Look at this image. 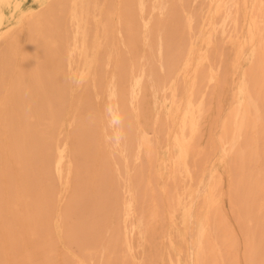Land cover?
<instances>
[{
    "label": "rangeland",
    "instance_id": "374dc122",
    "mask_svg": "<svg viewBox=\"0 0 264 264\" xmlns=\"http://www.w3.org/2000/svg\"><path fill=\"white\" fill-rule=\"evenodd\" d=\"M144 1L148 6L141 9L139 0H100L101 14L88 24L94 64L87 80L81 56L72 67L62 52L58 81L68 92L57 125L33 133L22 150L23 132L0 121V264H264V0ZM258 7L263 22L249 42L248 25ZM65 19L63 48L75 42L76 30L70 16ZM24 32L28 38L29 29ZM14 68L1 84L2 96L20 74ZM124 144L131 149L126 154ZM202 221L207 234L201 248ZM93 228L105 234L98 230L97 236Z\"/></svg>",
    "mask_w": 264,
    "mask_h": 264
},
{
    "label": "bare ground",
    "instance_id": "6f19581e",
    "mask_svg": "<svg viewBox=\"0 0 264 264\" xmlns=\"http://www.w3.org/2000/svg\"><path fill=\"white\" fill-rule=\"evenodd\" d=\"M34 1V5H28L30 0H0V89L3 88V85L1 86V84L3 83L4 79L6 78V76L8 75V72L9 70L13 69L15 66L19 67L20 68V74L17 78V80L15 79V81H13L12 85H11V88L10 90H8L7 93H5L3 96L1 95V92H0V121L3 125H6L8 128L12 129V130H15L17 132V130H20L23 132L22 135H24L25 137L24 138V141L22 144H18L20 149L24 150L25 148H27L29 142H30V138H32V134L35 133V134H41L42 132H47V129L49 128H53L55 125H57V122H58V117L60 116V109L61 107L63 106L62 104V97L65 93L68 92V90H64L63 88V83L62 82H59L58 79L60 80V76L62 75V66H58V64L56 65V62H59V61H62L61 58H62V52L65 50V53H64V57H65V60L66 62L68 63L69 66H72L73 64H75L78 60L76 58V55H79L81 56L80 59H82V62H83V70L81 72V74L83 76H86L84 79L87 80V75L89 74L90 70H91V67L93 66L94 64V57L93 55L90 54V52L92 53L91 51V48H90V44H89V36H90V29H91V26H89L88 24H91V21L96 18L98 15L101 14L100 10L99 9V6L101 4L100 0H33ZM105 1V0H104ZM125 1V0H124ZM148 1V0H147ZM158 1V0H157ZM170 1V0H168ZM166 1V2H168ZM186 1V0H185ZM184 1V2H185ZM128 2V0H127ZM137 2V1H136ZM146 1L144 0H139V8L141 6H148L145 4ZM176 2V0H175ZM180 2V1H179ZM178 2V3H179ZM188 2V1H187ZM105 2H103L104 4ZM123 3V2H122ZM130 3L132 4V1H130ZM129 3V5H130ZM153 4L155 2H152ZM151 3V4H152ZM158 3V2H157ZM134 4V3H133ZM159 4V3H158ZM65 5V6H64ZM108 5V4H107ZM121 5V3H120ZM126 5V3H125ZM135 5H137L135 3ZM166 5V4H165ZM123 6V5H122ZM133 6V5H132ZM152 6V5H150ZM173 6V5H172ZM136 7V6H135ZM161 7V5H160ZM168 7V5H167ZM176 7V6H175ZM102 8V7H101ZM137 8V7H136ZM144 8V7H141V9ZM166 8V6H165ZM171 8V7H170ZM223 8V6L220 7L219 11ZM60 9V10H59ZM121 9V8H120ZM151 9V8H150ZM156 9V8H155ZM62 11L61 13L58 14V12L56 11ZM140 10V9H139ZM152 10V9H151ZM163 10V9H162ZM166 9H164L165 11ZM170 9H168L169 11ZM225 10V9H224ZM223 10V11H224ZM128 11V10H127ZM145 11V10H144ZM149 11V10H147ZM154 11V9H153ZM163 11V12H164ZM167 11V10H166ZM222 11V12H223ZM125 12V11H124ZM132 12V11H130ZM133 12H134V9H133ZM161 12V11H160ZM161 12V15L162 13ZM174 12V11H173ZM136 13V12H135ZM133 13V15L135 14ZM148 13V12H147ZM150 13V12H149ZM165 13V12H164ZM170 13V11H169ZM229 13V12H228ZM139 14V13H138ZM141 14V13H140ZM263 13H261V8L258 7L256 13L254 14V16L251 17L250 19V22H249V25H248V41L249 42H253L258 34V30L260 29V25H261V22H263V19H262V15ZM62 15V17H60ZM103 15V14H102ZM113 13L110 12L109 13V16L108 18L106 19V21L104 22V32H105V35L108 37L109 36V31H110V26H111V21L113 19ZM122 15H123V18H122ZM125 14H121V19H125L124 17ZM129 15V14H127ZM133 15H131V18H134L132 17ZM155 15V14H154ZM157 15V14H156ZM167 15V14H166ZM67 16H70V19L75 23L76 25V30H75V35H74V43L72 41V45L66 47V45H64L66 48H63V44L66 42V38H65V34H63L61 31H62V28L64 27L63 25L66 23H64V19L66 18L67 19ZM138 16V15H137ZM143 16V15H142ZM164 16V15H163ZM162 16V18H163ZM169 16V15H168ZM136 17V15H135ZM148 16L146 17H143V19H146ZM166 17V16H165ZM164 17V18H165ZM141 18V17H140ZM65 19V20H66ZM128 19V17H127ZM230 19V18H229ZM100 20V19H99ZM131 20H134V19H131ZM148 19H146V22H147ZM156 20V19H154ZM117 21V24H118V20ZM123 21V20H122ZM127 21V20H126ZM130 21V20H129ZM149 21V20H148ZM151 25H153V20L151 19ZM165 21V20H164ZM70 22V21H69ZM128 22V21H127ZM141 19L139 21V23H141ZM145 22V23H146ZM71 23V22H70ZM125 23V22H124ZM131 23V22H130ZM149 23V22H148ZM98 24V23H97ZM127 24V23H126ZM135 24V23H134ZM158 24V23H155V25ZM121 25V24H120ZM139 25V24H138ZM144 25V24H143ZM149 25V24H148ZM68 26V24H67ZM71 26V24H70ZM132 26V25H131ZM140 26V25H139ZM138 26V27H139ZM66 27V26H65ZM73 27V26H72ZM117 27H119V25H117ZM137 27V26H136ZM160 27V26H159ZM122 28V27H121ZM131 28V27H130ZM133 28V27H132ZM140 28V27H139ZM146 28V27H144ZM154 28V27H152ZM151 28V29H152ZM26 29H29V34H28V38L24 35L25 32L24 30ZM69 29V28H68ZM117 29V28H116ZM128 29V28H127ZM141 29V28H140ZM157 29V28H156ZM122 30V29H121ZM131 30V29H130ZM116 31V30H115ZM119 31V30H118ZM125 33H127L126 30H124ZM129 31V30H128ZM136 31V29H135ZM139 31V30H138ZM144 31V30H143ZM151 31V30H150ZM264 31V30H263ZM137 32V31H136ZM140 32V31H139ZM137 32L139 36H141L140 34H142V29H141V33ZM146 32V31H145ZM159 32V31H158ZM65 33V32H64ZM114 33V32H113ZM123 33V32H122ZM130 34V32H128ZM133 33V32H132ZM152 33V32H151ZM160 33V32H159ZM262 33V32H261ZM92 34V33H91ZM264 34V33H263ZM131 35V34H130ZM73 36V35H72ZM78 36H81V40L79 39L78 41ZM94 36V35H93ZM127 36V35H126ZM135 36H136V33H135ZM262 36V35H261ZM68 37V36H67ZM264 37V36H263ZM94 38V37H93ZM105 38V37H104ZM111 38V37H110ZM129 40L131 41L132 39V36H128ZM131 38V39H130ZM136 38V37H135ZM133 38L132 41H135ZM141 38V39H140ZM140 38H137V39H140L136 42L135 46L138 47V42H140L142 40V37ZM136 39V40H137ZM262 39V37H261ZM128 40V41H129ZM105 41V40H104ZM103 41V42H104ZM108 41V40H107ZM101 42V41H100ZM101 42V43H103ZM121 42V41H120ZM261 42V41H260ZM264 42V41H263ZM116 43V42H115ZM127 43V42H126ZM134 43V42H133ZM120 44V43H118ZM261 44V43H260ZM259 44V45H260ZM109 45V44H108ZM116 45V44H114ZM123 45V44H122ZM129 45V44H128ZM132 45V44H131ZM121 46V45H120ZM117 47V45L115 46ZM128 47V46H127ZM134 47V46H132ZM131 47V48H132ZM140 47V46H139ZM138 47V48H139ZM99 48V47H98ZM264 48V47H263ZM128 49V48H127ZM137 48H135L136 50ZM157 49V48H155ZM101 50V48H100ZM118 50V49H116ZM115 50V51H116ZM122 50V49H121ZM154 50V49H153ZM114 51V52H115ZM124 51V50H123ZM132 51V50H131ZM138 49L134 52H137ZM157 51V50H155ZM263 52V51H262ZM261 52V53H262ZM105 53V51H104ZM117 54H119L118 52H116ZM127 53V52H126ZM152 53V52H151ZM154 53V52H153ZM260 53V54H261ZM122 54V53H121ZM125 54V53H123ZM130 54V53H129ZM157 54V53H156ZM156 54H153L152 56H156ZM105 55V54H104ZM103 55V56H104ZM134 55V54H133ZM136 55V54H135ZM258 55V54H257ZM264 55V54H263ZM19 56L21 57V61L19 63L18 62V58ZM99 56H101L99 54ZM124 56V55H122ZM63 57V58H64ZM106 57V56H105ZM109 57V56H107ZM79 58V57H78ZM115 58V57H114ZM122 58V57H121ZM120 58V59H121ZM156 58V57H155ZM98 59H102L101 57L98 58ZM117 59V58H116ZM123 59H125L123 57ZM122 59V61H124ZM168 59H170V56L169 58L167 57V61ZM84 60V61H83ZM115 60V59H114ZM101 61V60H99ZM98 61V62H99ZM104 61V60H103ZM171 61V60H169ZM80 62V61H79ZM115 62V61H114ZM172 62V61H171ZM101 63V62H100ZM256 63V62H255ZM61 64V63H60ZM82 64V63H81ZM110 64V63H109ZM108 64V65H109ZM120 64H121V60H120ZM126 64V63H125ZM139 64V63H138ZM169 64V63H167ZM171 65H173L172 63L170 64V68H171ZM100 68L101 67V64L99 65ZM104 66V65H103ZM116 66V65H115ZM123 66V65H122ZM129 66V65H127ZM64 67V66H63ZM73 67V66H72ZM78 67H79V64H78ZM119 67V66H118ZM126 67V65H125ZM123 67V68H125ZM174 67V66H173ZM257 67V66H256ZM119 68H122V67H119ZM129 68V67H127ZM252 68V66H251ZM15 69V68H14ZM103 69V68H102ZM110 69V68H109ZM135 68L133 67V70ZM253 69V68H252ZM75 70V69H74ZM123 70V69H122ZM125 70V69H124ZM126 71V70H125ZM128 71V70H127ZM130 71V70H129ZM67 73V71H65ZM69 72V71H68ZM71 72V71H70ZM103 72V70H102ZM106 72V71H105ZM124 72V71H123ZM260 72V71H259ZM14 73V71H13ZM125 73V72H124ZM72 73H70L69 75L71 76ZM99 74V72H98ZM103 74V73H102ZM130 74V73H129ZM11 75V73H10ZM9 75V76H10ZM104 75V74H103ZM127 75V74H126ZM258 75V74H257ZM8 76V77H9ZM260 76V74H259ZM263 76V75H262ZM69 77V76H68ZM98 77H100V75H98ZM103 76H101L102 78ZM124 77H125V74H124ZM67 78V77H66ZM66 78L64 80H66ZM73 78V77H72ZM80 78V77H79ZM104 78V77H103ZM120 78V76H119ZM129 78V77H127ZM139 78V77H137ZM255 78V77H254ZM62 79V78H61ZM82 79V78H81ZM83 79V81H84ZM111 79V78H110ZM126 79V78H125ZM261 79V78H260ZM69 80V79H68ZM90 80V79H89ZM96 80V78H95ZM99 80V79H98ZM101 80V79H100ZM99 80V82H100ZM105 80V78H104ZM122 80V79H121ZM118 79V83L119 81H121ZM128 82V79H126ZM73 81V80H72ZM81 82V80H78ZM82 81V82H83ZM114 81V79H113ZM123 81V80H122ZM98 82V83H99ZM101 82L103 83V81L101 80ZM105 82V81H104ZM109 82V81H108ZM125 82V80H124ZM125 82V83H126ZM255 82V80H254ZM253 82V83H254ZM7 83V82H6ZM68 83V82H67ZM95 83V82H94ZM97 83V84H98ZM101 83V84H102ZM249 83V82H248ZM90 84V83H89ZM95 84V85H97ZM100 84V87H102L101 89H103V86H101ZM120 84L119 83V86L120 87ZM65 85V84H64ZM71 85V84H70ZM251 85V83H250ZM258 85V84H257ZM5 86V85H4ZM10 86V85H9ZM82 86V84H81ZM99 86V84H98ZM255 86H256V83H255ZM97 87V86H96ZM95 87V88H96ZM111 87V86H108V88ZM252 87V86H250ZM249 87V89H250ZM90 88V86H89ZM262 88V86H261ZM4 89V88H3ZM70 89V88H69ZM83 89V88H82ZM98 88H96V91H97ZM244 87H240V90H239V93H244ZM84 90V89H83ZM89 90V89H88ZM91 90V89H90ZM115 90V89H114ZM119 90V88H118ZM1 91V90H0ZM65 91V93H64ZM74 91V90H73ZM99 91V90H98ZM110 92V90H107V92ZM120 91V90H119ZM79 92V91H78ZM84 92V91H83ZM91 92V91H90ZM113 92V91H112ZM71 93V92H70ZM73 93V92H72ZM123 93V94H122ZM121 93V95H124V91ZM127 93V97L126 99L128 98V95L129 93ZM141 93V92H140ZM115 94V93H114ZM118 94V93H117ZM136 94V93H135ZM253 94V93H251ZM83 95V93H82ZM89 95V93H88ZM111 95V94H110ZM119 95V94H118ZM118 95H115V96H118ZM162 95V94H161ZM257 95V94H256ZM65 96V95H64ZM81 96V95H80ZM92 96V95H91ZM112 96V95H111ZM114 96V95H113ZM125 96V95H124ZM137 96V95H136ZM258 96V95H257ZM68 97V96H66ZM109 97V95H108ZM120 97V96H118ZM141 97V96H140ZM259 97V96H258ZM75 98V97H74ZM87 98V97H86ZM89 98V97H88ZM112 98V97H111ZM143 98V97H142ZM93 99V98H91ZM108 99V98H107ZM125 99V101H126ZM137 99V97L135 98ZM73 100V99H72ZM75 100V99H74ZM94 100V99H93ZM116 100V99H115ZM114 100V101H115ZM131 100V99H130ZM139 100V99H138ZM64 101V100H63ZM95 101V100H94ZM97 101V99H96ZM110 101L112 102V100L110 99ZM118 101V100H117ZM174 101L177 102L176 98H174ZM74 102V101H73ZM123 102V101H122ZM120 102V104L122 103ZM130 102V101H129ZM260 102V101H258ZM257 102V103H258ZM92 103V102H91ZM109 103V102H108ZM62 104V106H61ZM65 104V103H64ZM95 104V103H94ZM107 104V103H106ZM112 104V103H110ZM259 104V103H258ZM67 105V104H66ZM108 106V105H107ZM111 106V105H110ZM115 105H113L114 107ZM122 107V105H120ZM264 107V106H263ZM262 107V109H263ZM63 108L65 109V107L63 106ZM109 108V107H108ZM112 109V108H111ZM110 109V110H111ZM122 109V108H120ZM113 110V109H112ZM125 110V109H123ZM264 111V110H263ZM114 114L116 112V110L112 111ZM110 113V112H109ZM121 113V112H120ZM125 113V112H123ZM122 113V114H123ZM248 113V112H247ZM262 113V112H260ZM126 114V113H125ZM117 115V114H116ZM105 116V115H104ZM126 117H128L127 115H125ZM264 116V115H262ZM110 117V116H109ZM108 117V118H109ZM118 117V116H117ZM111 118V117H110ZM109 118V119H110ZM116 118V117H114ZM259 118V117H258ZM117 119V118H116ZM121 119V118H120ZM124 119V118H122ZM113 120V118H112ZM111 120V121H112ZM125 120H127V118H125ZM123 120V121H125ZM111 121L109 123H111ZM115 122V121H114ZM113 122V123H114ZM127 122V121H126ZM125 122V123H126ZM246 122V121H245ZM113 123L110 124V126H113ZM124 123V124H125ZM119 124V123H118ZM246 124V123H245ZM86 125V124H85ZM115 125V124H114ZM90 126V125H89ZM123 126V125H122ZM126 126V125H125ZM86 127V126H85ZM117 127V126H116ZM115 127V129H116ZM87 128V127H86ZM121 130H122V127L120 126ZM113 129V128H112ZM119 129V127H118ZM60 130V129H59ZM11 131V130H10ZM14 131V132H15ZM116 131V130H115ZM120 131V129L118 130ZM19 132V131H18ZM17 132V133H18ZM111 132V130H110ZM244 132V131H243ZM84 133V132H83ZM89 133V132H88ZM35 134H33V136H35ZM86 134V133H85ZM85 134H84V137H85ZM120 134V132H119ZM15 135V134H14ZM18 136V135H17ZM55 136H57V133L55 132ZM37 138H39L37 136ZM243 138V137H242ZM36 139V138H34ZM184 139V138H183ZM18 140V139H17ZM22 140V139H21ZM33 140V139H32ZM39 140V139H38ZM108 140V139H107ZM37 141V140H36ZM40 141V140H39ZM81 141V140H80ZM83 141V140H82ZM99 141H102L99 139ZM97 141V142H99ZM19 142V141H18ZM103 142V141H102ZM36 143V142H35ZM39 143V142H38ZM37 143V145H38ZM42 143V142H41ZM81 143V142H80ZM79 143V144H80ZM127 143V142H126ZM131 142H129V145ZM30 145V144H29ZM32 145V144H31ZM36 145V146H37ZM40 145V143H39ZM46 145V144H45ZM57 145V144H56ZM81 145V144H80ZM97 145V144H96ZM103 145V144H102ZM127 144V146H129ZM180 145H183L182 142H180ZM95 146V144H94ZM97 146H100V145H97ZM124 146V147H123ZM122 147L124 148V152H129L131 149H128L127 150V146H126V149H125V144L123 145ZM132 146V145H131ZM130 146V147H131ZM235 146V145H234ZM245 146V145H244ZM29 147V146H28ZM33 147V146H32ZM40 147V146H39ZM43 147V146H42ZM47 147V146H46ZM82 147V146H81ZM79 147V148H81ZM92 147V146H91ZM129 147V148H130ZM247 147V146H246ZM11 148V147H10ZM35 148V147H34ZM41 148V147H40ZM237 148V147H236ZM19 149V150H20ZM37 149V148H36ZM43 149V148H42ZM46 149V148H45ZM48 149V147H47ZM83 149V148H82ZM93 149V148H92ZM90 149V150H92ZM100 149V148H99ZM39 150V148H38ZM38 150H36L38 152ZM79 150V149H78ZM87 150V148L85 149ZM89 151V150H88ZM87 151V152H88ZM99 151V150H98ZM123 151V150H121ZM245 151V150H244ZM8 152V151H7ZM44 152V151H43ZM47 152V151H46ZM92 152V151H91ZM239 152V151H238ZM35 154V151L33 150V152ZM90 153V152H89ZM94 153V152H93ZM96 153V151H95ZM94 153V154H95ZM233 153V152H232ZM237 153V152H236ZM82 154V153H81ZM93 154V155H94ZM126 154V153H125ZM17 155V154H16ZM33 155V154H32ZM31 155V156H32ZM84 155V153H83ZM82 155V156H83ZM88 155V154H86ZM91 155V154H90ZM231 155V154H230ZM21 156V155H20ZM36 156H39V154L37 153V155L35 154V157ZM43 156H48V155H43ZM85 156V155H84ZM97 156V155H94V157ZM126 157V155H124ZM34 157V156H33ZM92 157V158H94ZM9 158V157H8ZM23 158V157H22ZM37 158V157H36ZM35 158V159H36ZM41 158V156H40ZM38 158V159H40ZM17 159V158H16ZM37 159V160H38ZM87 159V158H86ZM85 159V160H86ZM11 160V159H10ZM25 160V159H24ZM23 160V161H24ZM32 160V159H31ZM37 160H36V163H37ZM41 160V159H40ZM46 161H48L47 159H45ZM90 160V159H89ZM13 161V160H12ZM21 161V160H20ZM42 161V160H41ZM44 161V160H43ZM45 161V162H46ZM22 162V161H21ZM30 162V161H29ZM40 161L38 160V163ZM120 162V160H119ZM14 163V162H13ZM20 163V162H19ZM2 164V163H1ZM0 164V165H1ZM28 164V163H27ZM33 164V163H32ZM40 164V163H39ZM45 164V163H44ZM25 166V165H23ZM22 166V167H23ZM28 166V165H27ZM31 166V165H30ZM38 168H39V165L37 164ZM21 167V168H22ZM44 167V166H43ZM20 168V169H21ZM29 168V167H28ZM36 168V169H38ZM41 168V166H40ZM8 170V169H7ZM35 171V169H33ZM9 171V170H8ZM29 171H31L29 169ZM39 171V169L37 170ZM217 169H213L212 171V174L214 175L216 173ZM22 173V172H21ZM20 173V174H21ZM23 173H25V171H23ZM27 173H28V170H27ZM31 172H29V175H30ZM33 174V173H32ZM24 175V174H23ZM27 175V174H26ZM40 175V173H39ZM28 176V175H27ZM34 176V174H33ZM32 176V177H33ZM50 176V175H49ZM30 178V176H29ZM37 178V175L36 177L34 178V180ZM41 178V177H40ZM24 179V178H22ZM28 179V177L26 178ZM18 181V180H17ZM29 181V184L32 185L31 181L30 180H27ZM33 181V180H32ZM39 181V180H37ZM41 182V181H40ZM39 182V183H40ZM23 183H24V180H23ZM26 183V182H25ZM19 184V183H17ZM35 184V183H34ZM38 184V183H37ZM35 184V185H37ZM52 184V183H51ZM50 184V185H51ZM49 185V184H48ZM47 185V186H48ZM49 185V187H50ZM54 185V184H53ZM52 185V186H53ZM86 185V184H85ZM34 186V185H32ZM32 186H29L31 187L32 189H35L37 186H34V188ZM51 186V187H52ZM27 187V186H26ZM43 187V185H42ZM50 187V189H55V186H53L52 188ZM25 188V187H23ZM48 188V187H47ZM47 188H45L46 190H48ZM26 190H29L30 189H26ZM36 190V189H35ZM42 190V188H41ZM17 191V190H15ZM14 191V192H15ZM34 191V190H33ZM40 192V190H38ZM50 190H48L47 193H49ZM52 192V191H51ZM18 193H21V192H18ZM25 194V192H22ZM28 193V192H27ZM32 193L31 195L35 194L34 192H31ZM29 193V194H30ZM37 193V192H36ZM46 193V194H47ZM54 193L55 195V192H52ZM52 193H50L51 195H53ZM117 193V192H116ZM27 194L28 196L31 197V195ZM38 194V193H37ZM36 194V195H37ZM45 194V196H46ZM36 195H33V197H36ZM41 195V193H40ZM49 195H47L46 197L48 198ZM26 197V196H25ZM32 197V198H33ZM40 197V196H39ZM52 197V196H51ZM50 197V198H51ZM56 197V195H55ZM54 198V197H53ZM80 198V197H79ZM17 199V198H16ZM46 199V198H45ZM77 199V198H76ZM38 200V199H37ZM43 201V199H41ZM52 200V198H51ZM79 200V199H78ZM80 201V200H79ZM212 201L213 202H216V199H213L212 198ZM16 202V201H15ZM30 202V201H29ZM38 202V201H37ZM40 202V201H39ZM38 202V203H39ZM45 203V201H44ZM77 203V202H76ZM16 204V203H14ZM24 204V203H22ZM43 203H41L42 205ZM49 203L47 202V205ZM17 205V204H16ZM28 205V204H27ZM31 205V204H30ZM79 205V204H77ZM24 206V205H23ZM36 206V205H35ZM34 206V207H35ZM45 206V205H44ZM72 206V205H71ZM80 206V205H79ZM79 206L77 208H79ZM109 206V205H108ZM31 207V206H30ZM36 207H39L38 204ZM35 207V208H36ZM76 207V206H74ZM49 208V207H48ZM69 208V207H68ZM71 208V207H70ZM76 208V210H78ZM111 208V207H109ZM3 209V208H2ZM22 209V208H21ZM43 209L45 208H42L41 210L43 211ZM75 209V208H74ZM29 210V209H28ZM31 210L33 211L34 209L31 208ZM38 210V208H37ZM37 210L36 212L34 211V213L36 214L37 213ZM40 210V209H39ZM40 210V211H41ZM46 210V209H45ZM80 210V209H79ZM2 211V210H0ZM20 211V210H19ZM39 211V212H40ZM41 211V212H42ZM49 210L47 209L46 212H48ZM45 212V213H46ZM70 212V211H69ZM13 213H16L17 215V212H13ZM71 213V212H70ZM75 213V212H74ZM79 213V212H78ZM33 214V213H32ZM38 214V213H37ZM76 214V213H75ZM74 214V215H75ZM14 215V214H13ZM12 215V216H13ZM34 215V214H33ZM39 215V214H38ZM78 215V214H76ZM15 216V215H14ZM13 216V217H14ZM25 216V215H24ZM37 216V215H36ZM72 218H73V215H71ZM19 217V216H18ZM26 217V216H25ZM79 217V216H78ZM77 217V218H78ZM108 217V215H107ZM22 218V217H21ZM12 219V218H11ZM15 219V221L17 220L16 218H13ZM36 219V218H35ZM211 220V218H209ZM31 220V219H30ZM34 220V219H33ZM74 220H76L74 218ZM80 220V219H78ZM94 220H96L94 218ZM93 220V221H94ZM27 221V220H26ZM69 220H67V223H68ZM93 221H92V224H93ZM77 221H75L73 223V227L76 225ZM80 222V221H79ZM81 222H84V221H81ZM87 222V221H86ZM86 222H84V224L86 225ZM91 222V220H90ZM90 222H87V223H90ZM97 223V221H96ZM78 224V222H77ZM80 224V223H79ZM91 224V223H90ZM91 224V226H92ZM95 224V222H94ZM93 224V225H94ZM70 226V223L68 224ZM66 224V226H68ZM84 225V226H85ZM96 225V224H95ZM87 226V225H86ZM34 227V226H33ZM81 227V226H80ZM90 227V226H89ZM94 227V226H93ZM100 227V225H99ZM98 227V228H99ZM102 227V226H101ZM11 228V226L9 227V229ZM71 228H72V224H71ZM71 228L69 227V230H71ZM77 228V227H76ZM82 228V227H81ZM81 228H77V230L79 231V229ZM91 228V227H90ZM13 229V228H12ZM68 229V227H67ZM92 229V228H91ZM94 231L96 230L98 232L97 229L93 228ZM73 230V228H72ZM76 230V231H77ZM86 230V229H85ZM103 230L104 227H103ZM103 230H99V231H103ZM14 231V230H13ZM36 231V230H35ZM74 231H75V228H74ZM75 231V232H76ZM72 232V231H71ZM82 232V231H81ZM80 232V233H81ZM84 232V231H83ZM77 233V236L78 235V232ZM85 233V232H84ZM104 233V231H103ZM75 234V233H74ZM87 233H85L86 235ZM92 234V232H91ZM98 234H101L102 233H97V236H99ZM105 234V233H104ZM206 234H207V231H206V225L205 223L202 221L200 222V225H199V229H198V246H200L201 248L204 246L205 242V237H206ZM76 235V234H75ZM88 235L90 234H87L86 235V238H88ZM82 236V235H80ZM96 236V235H95ZM76 238V237H74ZM82 238V237H80ZM85 238V236H84ZM83 238V239H84ZM85 238V239H86ZM107 238V237H106ZM78 238H76L77 240ZM91 239H94L93 238V235H92V238ZM90 239V240H91ZM97 240V237L96 239L92 240V241H96ZM89 241V240H88ZM116 241V240H115ZM232 241V240H231ZM82 242V240H81ZM86 242V241H85ZM97 242V241H96ZM117 242V241H116ZM116 242H115V245H116ZM234 242V241H233ZM84 243V242H83ZM95 245L96 243L93 242ZM98 243V242H97ZM86 245V244H85ZM90 245H91V241H90ZM89 244L87 246H90ZM93 245V244H92ZM100 243H99V247H100ZM97 246V247H98ZM112 246H113V243H112ZM98 247V248H99ZM254 250V249H253ZM259 251V250H257ZM93 254V253H92ZM108 256V255H107ZM106 256V257H107ZM92 258L94 256H91ZM99 257V256H98ZM100 258V257H99ZM102 258V257H101ZM96 257L94 259H91V260H94L95 261ZM100 262H102L100 260ZM108 262V261H107ZM94 263V262H93ZM96 263V261H95ZM105 264V263H104Z\"/></svg>",
    "mask_w": 264,
    "mask_h": 264
}]
</instances>
